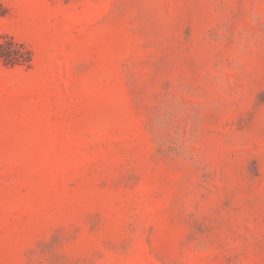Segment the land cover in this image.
<instances>
[{
    "label": "rangeland",
    "instance_id": "rangeland-1",
    "mask_svg": "<svg viewBox=\"0 0 264 264\" xmlns=\"http://www.w3.org/2000/svg\"><path fill=\"white\" fill-rule=\"evenodd\" d=\"M0 264H264V0H0Z\"/></svg>",
    "mask_w": 264,
    "mask_h": 264
},
{
    "label": "trees",
    "instance_id": "trees-1",
    "mask_svg": "<svg viewBox=\"0 0 264 264\" xmlns=\"http://www.w3.org/2000/svg\"><path fill=\"white\" fill-rule=\"evenodd\" d=\"M26 52L27 56L24 58V61L29 60V54L28 51L19 43L14 41L11 37H8L7 39H4L0 42V58L5 63H16L21 60L18 59L17 53L19 52Z\"/></svg>",
    "mask_w": 264,
    "mask_h": 264
}]
</instances>
